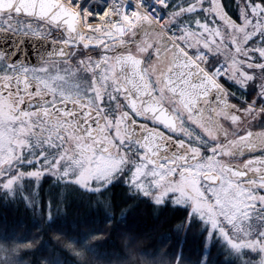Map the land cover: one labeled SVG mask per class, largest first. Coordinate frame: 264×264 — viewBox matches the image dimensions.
<instances>
[{"label":"flooded vegetation","instance_id":"obj_1","mask_svg":"<svg viewBox=\"0 0 264 264\" xmlns=\"http://www.w3.org/2000/svg\"><path fill=\"white\" fill-rule=\"evenodd\" d=\"M0 21V30L18 34L49 28L11 13H0ZM235 50L232 71L241 72L250 97L264 103V34H248ZM125 56L141 61L139 77L126 69ZM5 63L0 54V105L19 122L25 157L50 154L52 167L104 160L125 184L161 200L199 202L201 189L207 196L213 186L233 182L261 197L264 208V111L238 104L201 70L186 66V52L149 21L108 46L78 49L66 62L29 66L21 77ZM229 165L245 178L231 180L224 171ZM208 173H218L220 182L204 181Z\"/></svg>","mask_w":264,"mask_h":264},{"label":"trees","instance_id":"obj_2","mask_svg":"<svg viewBox=\"0 0 264 264\" xmlns=\"http://www.w3.org/2000/svg\"><path fill=\"white\" fill-rule=\"evenodd\" d=\"M197 2L170 0L168 11L179 13ZM219 7L245 28L244 13L258 8L253 31L264 34L259 31L264 28V0H220ZM193 13L205 17L202 10ZM215 56V62L224 57L220 52ZM30 178L23 187L15 184V194L0 190V264H200L206 238L215 244L213 256L222 260L230 255L226 243L191 214L190 205L159 204L121 179L89 191ZM254 214L249 223L262 232L264 214Z\"/></svg>","mask_w":264,"mask_h":264},{"label":"rangeland","instance_id":"obj_3","mask_svg":"<svg viewBox=\"0 0 264 264\" xmlns=\"http://www.w3.org/2000/svg\"><path fill=\"white\" fill-rule=\"evenodd\" d=\"M219 7V1L212 3L211 0H198L194 7H190L185 11L178 14H174V22L178 24H186L189 26V31L185 34L190 38L195 40L197 47L210 50L213 46L208 42L202 44V35L208 32L212 25H206L203 27H198L192 23V11L204 10L206 14L212 15V12ZM187 16V17H186ZM183 20V21H179ZM195 20H202V16H197ZM223 22V21H222ZM224 26H226L224 24ZM227 35H222L221 32H217V35L221 40L216 39V45H222V42L230 44L234 38H238L244 43V37L242 35L247 32L246 28L243 26H229L227 25ZM215 45V44H214ZM222 50H225L229 56L235 53L234 47H227L225 45L220 46ZM213 49V48H212ZM217 51V49H213ZM47 70H45L46 72ZM50 78H52L50 76ZM232 79V78H231ZM239 79V78H236ZM244 79V78H242ZM226 83L230 80L228 77L224 79ZM8 109L4 105H0V190L6 188L9 194H15V184H20L23 187L30 177L28 175H33L36 177L41 176L40 170L45 176L49 177L50 171H53L58 177L55 180L57 184L60 182H67L70 184L68 178H74V180H79V184L71 183L77 188L86 187L91 190H100L107 186L109 181L117 176L115 167L109 166L106 161H98L85 165L78 161H59L53 167L51 162L53 157L50 154H42L44 159L40 157H35L34 154L25 157L23 149L21 150L20 145H22L19 137V122H14L12 118L8 117ZM22 138V137H21ZM15 140V142L13 141ZM23 153V154H22ZM24 160H22V157ZM35 161V163H32ZM28 162V166L23 165ZM40 165V169H36L33 173L25 174V168ZM15 174V176H14ZM24 176V178H22ZM35 183L38 182V178L31 177ZM37 181V182H36ZM215 194L212 197V202L214 204V209L209 206V204H203L194 202L192 206V213L203 219V223L208 226L211 235H214L221 239L223 243H226L228 248H233L239 251L242 247H262L264 246V238H260L259 243H257L256 233L259 229L255 224L250 225V220L255 215L253 207L258 204V200L254 199L255 196L250 194L245 187H238L232 183H225L222 186L215 188ZM14 196V195H13ZM194 208H196L194 210ZM255 231V232H253ZM264 232V230L262 231ZM2 245H0V249ZM258 264H264V257Z\"/></svg>","mask_w":264,"mask_h":264},{"label":"water","instance_id":"obj_4","mask_svg":"<svg viewBox=\"0 0 264 264\" xmlns=\"http://www.w3.org/2000/svg\"><path fill=\"white\" fill-rule=\"evenodd\" d=\"M15 3L16 0H0V11L40 17L58 26H64V30L75 34V14L58 0H20L18 8L13 9L12 5ZM0 51L4 52L6 64L10 67L20 64L39 65L45 59L67 57L69 52L61 42L54 39L13 33H0ZM17 52L18 57L15 55ZM123 58L126 69L130 70L134 77H139L142 70L141 61L138 62L129 56ZM189 75L194 76V73L190 72ZM204 76L209 78L208 75Z\"/></svg>","mask_w":264,"mask_h":264},{"label":"bare ground","instance_id":"obj_5","mask_svg":"<svg viewBox=\"0 0 264 264\" xmlns=\"http://www.w3.org/2000/svg\"><path fill=\"white\" fill-rule=\"evenodd\" d=\"M162 3H164V0H152L148 8L146 9V13L147 14L154 13V14L161 15L162 8H163ZM84 4L86 6L87 5L89 6L88 8L93 12V14L97 16V18L101 16L104 17V20H102V22L98 21V22H101V24L104 26V29L108 28L109 26L115 29L116 26L113 24L112 21L118 22L122 19L123 21L121 23H118V27L123 26L124 24H126L128 28H130L131 26L132 20L130 16L126 15V12L128 11L130 7L129 6L130 4L128 3L127 0H86L84 1ZM123 17H126V19H124ZM108 19L111 21H108ZM109 36L115 39L118 36V34L113 30V31H110ZM83 39H84L83 42L88 44V46L91 44L97 45V43L100 42L98 39H95L89 42L88 39L84 36H83ZM205 71L210 73L209 70L206 68H205ZM214 77L218 78L219 75L216 74L214 75Z\"/></svg>","mask_w":264,"mask_h":264},{"label":"snow or ice","instance_id":"obj_6","mask_svg":"<svg viewBox=\"0 0 264 264\" xmlns=\"http://www.w3.org/2000/svg\"><path fill=\"white\" fill-rule=\"evenodd\" d=\"M20 0H16V3L12 5L13 9H17L19 6ZM2 23V21H0ZM15 55L18 57L19 53H15ZM261 59H264V57H261ZM90 120L89 116H83L82 121L88 122ZM98 122V121H97ZM41 159H44L43 156H41ZM32 163H35L33 161ZM135 166H132V168L129 169V171H132ZM259 203V202H258ZM264 211V208L261 209ZM187 224H191V220H186ZM214 235V233H213ZM257 243H259L260 238H264V232H257ZM205 244L207 245L200 257V264H258V262L261 261L262 257H264V246L262 247H242L239 249V251L234 250L233 248H229L230 255L223 258L222 260L219 259V254L217 256L212 255V250L215 247V244L210 242L207 238L205 240Z\"/></svg>","mask_w":264,"mask_h":264},{"label":"built area","instance_id":"obj_7","mask_svg":"<svg viewBox=\"0 0 264 264\" xmlns=\"http://www.w3.org/2000/svg\"><path fill=\"white\" fill-rule=\"evenodd\" d=\"M65 1V0H64ZM84 1L86 0H66V2L73 5L75 8L79 10L80 19L82 20H89L93 23H96L98 21L104 20V17L101 16L97 18L95 14L88 8L89 6L84 4ZM130 4L128 11L126 12L127 16H130L131 19H134V21H139L143 17H147L152 19L153 21L157 22L158 24H162V21L164 20V13L162 8L161 15L158 14H147L146 9L148 8L149 4L152 0H127ZM168 1L164 0L163 7L167 6Z\"/></svg>","mask_w":264,"mask_h":264}]
</instances>
